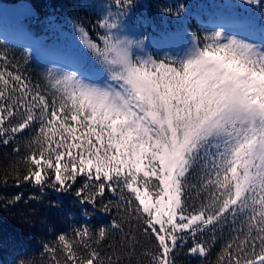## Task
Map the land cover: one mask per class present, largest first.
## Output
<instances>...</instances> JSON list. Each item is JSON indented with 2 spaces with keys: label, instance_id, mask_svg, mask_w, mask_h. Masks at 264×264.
Wrapping results in <instances>:
<instances>
[{
  "label": "snow or ice",
  "instance_id": "1",
  "mask_svg": "<svg viewBox=\"0 0 264 264\" xmlns=\"http://www.w3.org/2000/svg\"><path fill=\"white\" fill-rule=\"evenodd\" d=\"M113 3L125 10L132 0ZM248 3L264 8L261 0ZM100 26L105 35L88 38L87 46L107 74L103 84L80 70L48 72L41 89L0 54V142L35 133L23 181L63 191L84 176L76 195L92 189L86 200L93 204L106 187L119 189L124 211L156 242V251L144 253L148 264H175L187 236L196 241L189 252L207 257L215 236L205 243L197 235L229 217L242 220L243 238L225 242L216 264H264V45L217 31L203 43L194 37L182 58H143L133 41L112 35L116 23L105 18ZM74 232L72 241L58 237L65 264H111L92 246L107 239L105 228ZM76 243L87 255L78 254ZM47 250L59 264L57 249Z\"/></svg>",
  "mask_w": 264,
  "mask_h": 264
},
{
  "label": "trees",
  "instance_id": "2",
  "mask_svg": "<svg viewBox=\"0 0 264 264\" xmlns=\"http://www.w3.org/2000/svg\"><path fill=\"white\" fill-rule=\"evenodd\" d=\"M17 1L20 0H0V54L7 55L13 71L41 89L47 88L46 74L39 70L36 62L29 61L25 51L44 58L49 52L80 68L96 69L107 76L87 46L88 38L100 41L105 35L106 29L100 26L105 18L120 24L118 32L112 30V35L133 41V51L143 58H182L181 50L174 55L173 49L166 51L165 45L158 48L153 42L174 39L178 43L174 32L191 45L194 37L203 43L204 37L217 31H222L225 38L236 36L255 44L257 40L245 35L246 32L264 36V8L249 4L248 0H132L125 10L118 9L113 0H29L39 13L11 18L5 6ZM13 45L19 46L20 51L11 49ZM34 134L32 130H25L7 144L0 142V264H53L49 248H56V260L65 264L66 255L58 237L66 235L72 241L74 230L84 226L94 233L102 227L108 231L107 239L92 246L103 258L110 259L111 264H148L149 257L144 253L156 251V242L145 236L142 225L124 211L127 205L121 201L119 189L113 193L106 187L104 195H97L93 204L86 200L92 189L86 188L84 196L76 195L86 182L84 176H77L72 187L63 191L59 187L23 181L29 167L24 158L30 154L28 144ZM190 181L198 184L195 176L190 177ZM123 195L125 199L131 197L126 189ZM190 195L199 203L196 190ZM117 205L121 207L118 209ZM105 207L109 211L106 212ZM113 221L121 223L122 228L111 229ZM243 226L239 217L235 221L229 217L227 223L218 225L214 231L198 234L197 239L205 243L215 236L207 257L189 252L196 241L187 236V242L175 250V264H216L225 242L238 234L243 238L240 233ZM74 248L78 254L87 255L78 243Z\"/></svg>",
  "mask_w": 264,
  "mask_h": 264
},
{
  "label": "rangeland",
  "instance_id": "3",
  "mask_svg": "<svg viewBox=\"0 0 264 264\" xmlns=\"http://www.w3.org/2000/svg\"><path fill=\"white\" fill-rule=\"evenodd\" d=\"M120 28V24H118V27L113 29V31L118 32ZM104 29V28H103ZM240 31V30H239ZM242 32V31H241ZM175 34L173 35V37L175 39H178L179 42L177 43V40H167L164 42H159V41H153L156 43V45L158 46V48H161L162 45L166 46V51L169 50V48L175 52L174 55H176L177 51H182L184 52V55H188L193 47V45H191L190 43L184 41L183 39H181V36L179 35V33L174 32ZM245 35L250 36L252 39H256L257 36H254L251 34V32L249 33H245ZM259 45H264V36L260 38V40L258 41ZM15 45H13V47L11 49L15 50V51H20V47H14ZM17 46V45H16ZM25 51V50H24ZM28 55V59L29 61H34L36 62L37 67L39 68V70L43 73H45L47 75L48 72H52L53 74H63V73H70L73 71H77L80 70L77 67L73 66L72 64L64 61V60H60L58 58H44V57H40L39 54L34 55L32 54V52H27L25 51ZM183 55V57H184ZM88 67V66H87ZM84 69V68H83ZM81 69L80 71H82L84 73V75L87 77V79L89 80V82L92 83H100L103 84L107 81L108 77L105 74H102L100 71L96 70V69ZM96 71V72H95ZM94 72L96 74V76H94L93 73ZM195 255V254H194Z\"/></svg>",
  "mask_w": 264,
  "mask_h": 264
},
{
  "label": "water",
  "instance_id": "4",
  "mask_svg": "<svg viewBox=\"0 0 264 264\" xmlns=\"http://www.w3.org/2000/svg\"><path fill=\"white\" fill-rule=\"evenodd\" d=\"M5 10L10 17L19 18L32 17L39 12L37 7L29 0H20L7 4Z\"/></svg>",
  "mask_w": 264,
  "mask_h": 264
}]
</instances>
